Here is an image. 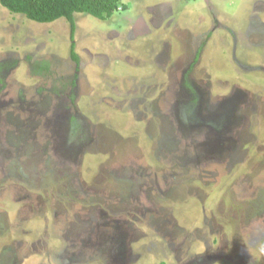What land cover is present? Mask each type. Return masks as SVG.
Returning a JSON list of instances; mask_svg holds the SVG:
<instances>
[{
	"label": "rangeland",
	"instance_id": "rangeland-1",
	"mask_svg": "<svg viewBox=\"0 0 264 264\" xmlns=\"http://www.w3.org/2000/svg\"><path fill=\"white\" fill-rule=\"evenodd\" d=\"M74 23L0 4V264H264V0Z\"/></svg>",
	"mask_w": 264,
	"mask_h": 264
},
{
	"label": "trees",
	"instance_id": "trees-1",
	"mask_svg": "<svg viewBox=\"0 0 264 264\" xmlns=\"http://www.w3.org/2000/svg\"><path fill=\"white\" fill-rule=\"evenodd\" d=\"M122 0H0V4L12 13H21L37 22H51L65 18L70 23L71 34L74 32V13L85 12L98 18L109 17L120 7ZM123 7V6H122ZM73 45V44H72ZM71 57L78 61V56L71 50Z\"/></svg>",
	"mask_w": 264,
	"mask_h": 264
},
{
	"label": "clouds",
	"instance_id": "clouds-1",
	"mask_svg": "<svg viewBox=\"0 0 264 264\" xmlns=\"http://www.w3.org/2000/svg\"><path fill=\"white\" fill-rule=\"evenodd\" d=\"M204 250H205V248H204L203 246H201V247L196 251V253H202V252H204ZM260 254H261V255H264V248H261V249H260Z\"/></svg>",
	"mask_w": 264,
	"mask_h": 264
}]
</instances>
